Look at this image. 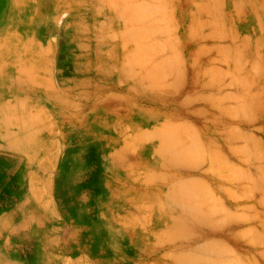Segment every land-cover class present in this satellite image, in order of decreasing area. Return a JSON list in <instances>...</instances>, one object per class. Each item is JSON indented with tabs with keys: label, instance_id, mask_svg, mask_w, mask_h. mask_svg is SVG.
Listing matches in <instances>:
<instances>
[{
	"label": "crops",
	"instance_id": "crops-1",
	"mask_svg": "<svg viewBox=\"0 0 264 264\" xmlns=\"http://www.w3.org/2000/svg\"><path fill=\"white\" fill-rule=\"evenodd\" d=\"M92 2L0 0V260H175L170 252L168 259L162 258L163 249L170 250L177 217L190 214H178L176 194L161 188L170 187V181L158 182V208L146 207V200H153L146 175L152 173V160L159 164L164 157L152 155L160 146L146 144L138 87L133 86L136 92H129L130 84L117 89L107 67L82 70L62 61L65 36L58 33V24H65L64 13L71 10L68 14L79 26ZM162 3L173 10L165 24L167 39L176 40L179 32L186 40L209 39L201 14L199 22L193 19L192 4H186L178 31L177 0ZM159 5L160 1L121 0L120 40L161 39L160 32L155 33L159 25L154 15L146 12ZM88 23L92 26L91 20ZM233 35L241 33L234 28ZM73 36L82 37L76 30ZM88 36L97 38L92 31ZM121 55L141 54L137 49ZM125 104L136 110L124 111ZM168 120L175 121L176 114L169 113ZM153 131L156 137L166 136L163 130Z\"/></svg>",
	"mask_w": 264,
	"mask_h": 264
},
{
	"label": "rangeland",
	"instance_id": "rangeland-1",
	"mask_svg": "<svg viewBox=\"0 0 264 264\" xmlns=\"http://www.w3.org/2000/svg\"><path fill=\"white\" fill-rule=\"evenodd\" d=\"M152 1L161 2L146 9L161 39L145 42L120 40L121 0H93L79 26L66 11L65 24H58L62 61L82 70L107 67L117 89L138 87L146 144L160 146L152 155L164 157L152 160L146 175L153 195L146 207L158 208V182L170 181L161 188L176 194L178 214H190L177 217L170 250L162 254L175 260L162 264H264V0H177L178 31L192 4L193 19L206 23V40H186L180 32L167 39L173 10L163 7L165 0ZM75 30L80 39H72ZM91 31L97 38L89 40ZM137 49L141 55H121ZM169 113L176 114L171 123ZM154 129L166 136L156 137Z\"/></svg>",
	"mask_w": 264,
	"mask_h": 264
},
{
	"label": "bare ground",
	"instance_id": "bare-ground-1",
	"mask_svg": "<svg viewBox=\"0 0 264 264\" xmlns=\"http://www.w3.org/2000/svg\"><path fill=\"white\" fill-rule=\"evenodd\" d=\"M156 7V6H155Z\"/></svg>",
	"mask_w": 264,
	"mask_h": 264
}]
</instances>
